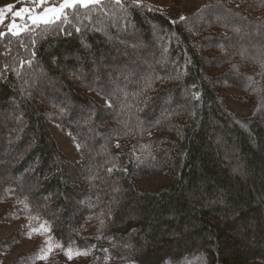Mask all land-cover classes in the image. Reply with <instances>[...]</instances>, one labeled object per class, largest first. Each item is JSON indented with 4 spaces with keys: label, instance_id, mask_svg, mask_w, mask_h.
<instances>
[{
    "label": "trees",
    "instance_id": "1",
    "mask_svg": "<svg viewBox=\"0 0 264 264\" xmlns=\"http://www.w3.org/2000/svg\"><path fill=\"white\" fill-rule=\"evenodd\" d=\"M67 16L0 37V224L20 223L0 264L37 236L11 264L69 250L89 264H264V0L184 16L103 0ZM154 173L171 183L140 188Z\"/></svg>",
    "mask_w": 264,
    "mask_h": 264
},
{
    "label": "rangeland",
    "instance_id": "2",
    "mask_svg": "<svg viewBox=\"0 0 264 264\" xmlns=\"http://www.w3.org/2000/svg\"><path fill=\"white\" fill-rule=\"evenodd\" d=\"M103 0H99L101 2ZM146 1L152 4L159 5L168 9L171 13L177 16H184L193 12L201 3L206 0H140ZM61 0H45V4L43 8H47L48 6L58 5ZM13 6V12L7 13L6 6ZM24 7H29L33 9V15L36 12H41L43 9L34 3V0H0V9H4V14L7 16V19L4 21L3 25H0V32H8L7 25L11 22L14 18L15 11H21ZM18 23L25 24L26 21L24 19H18ZM30 29L32 27L29 25ZM98 102L102 104H106L107 100L105 97L94 93L89 92ZM231 107L240 114H247L248 108L245 106H240L234 103L230 104ZM47 126L49 128L50 133L52 134L53 138L57 142L60 150L65 154L67 159L71 162H78L81 159L78 144L76 143L73 136L63 129L59 123L48 120ZM171 183L168 174L166 173H154L151 175L146 176L139 182V187L148 190H155L164 186H168ZM1 206H0V214H1ZM20 223H4L0 224V239L6 238L11 236L17 229H19ZM38 237V236H37ZM31 239L29 237L23 239L19 244L9 250L8 255L4 259L3 263L1 264H11L13 261L30 254L31 251L36 247V244H45V241L41 238ZM48 244V243H47ZM54 248L53 245L48 244V249L52 250ZM72 252V258H68V253H59L57 255L58 263H54L53 261L49 260V258H45L44 260L36 263V264H89L90 258L87 255H77L76 251Z\"/></svg>",
    "mask_w": 264,
    "mask_h": 264
},
{
    "label": "snow or ice",
    "instance_id": "3",
    "mask_svg": "<svg viewBox=\"0 0 264 264\" xmlns=\"http://www.w3.org/2000/svg\"><path fill=\"white\" fill-rule=\"evenodd\" d=\"M116 2L119 3L120 0H116ZM34 3L40 6L43 10L41 12H36L35 15L32 14L33 9L29 7H24L21 11H15L14 18L7 25L8 32L11 33V35L20 36L22 33L30 31L29 25L35 28H39L40 25L49 26L55 24L57 21L67 20L68 10H75L78 5L83 8H88L89 5L99 4V0H61L58 5H50L47 8H43L45 0H34ZM6 10L7 13H12L13 6H6ZM6 19L7 16L4 14V9H0V25H3ZM18 19H24L26 23L22 25L18 23ZM181 19L184 18L181 17ZM76 30L79 31L78 28ZM4 35H6V33L0 32V37H3ZM34 54L35 53H33V55ZM109 107H111V104H109ZM109 171H112V169H109ZM42 227H45V225H42ZM49 231L51 230L49 229ZM76 254L86 255L87 252H77ZM68 258H72L71 250L68 251Z\"/></svg>",
    "mask_w": 264,
    "mask_h": 264
}]
</instances>
